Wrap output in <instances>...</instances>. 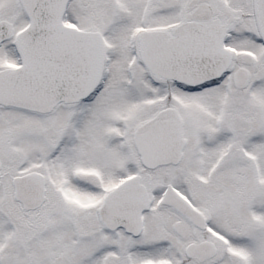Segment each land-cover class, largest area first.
Listing matches in <instances>:
<instances>
[{"label": "snow or ice", "instance_id": "obj_1", "mask_svg": "<svg viewBox=\"0 0 264 264\" xmlns=\"http://www.w3.org/2000/svg\"><path fill=\"white\" fill-rule=\"evenodd\" d=\"M0 264H264V0H0Z\"/></svg>", "mask_w": 264, "mask_h": 264}]
</instances>
